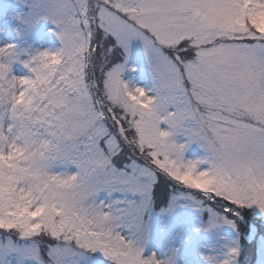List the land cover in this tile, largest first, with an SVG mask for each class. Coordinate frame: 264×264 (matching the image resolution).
I'll return each instance as SVG.
<instances>
[{"label": "snow or ice", "instance_id": "1", "mask_svg": "<svg viewBox=\"0 0 264 264\" xmlns=\"http://www.w3.org/2000/svg\"><path fill=\"white\" fill-rule=\"evenodd\" d=\"M0 5V264H264V0Z\"/></svg>", "mask_w": 264, "mask_h": 264}, {"label": "rangeland", "instance_id": "2", "mask_svg": "<svg viewBox=\"0 0 264 264\" xmlns=\"http://www.w3.org/2000/svg\"><path fill=\"white\" fill-rule=\"evenodd\" d=\"M3 6H4V5H0V7H3ZM7 10H8V11H10V10H11V8H8Z\"/></svg>", "mask_w": 264, "mask_h": 264}]
</instances>
